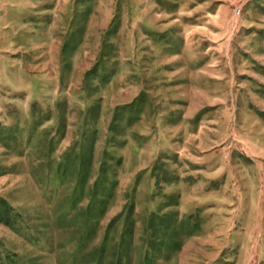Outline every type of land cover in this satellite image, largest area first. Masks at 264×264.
Here are the masks:
<instances>
[{
  "label": "rangeland",
  "instance_id": "obj_1",
  "mask_svg": "<svg viewBox=\"0 0 264 264\" xmlns=\"http://www.w3.org/2000/svg\"><path fill=\"white\" fill-rule=\"evenodd\" d=\"M258 61L264 0H0V264H264Z\"/></svg>",
  "mask_w": 264,
  "mask_h": 264
},
{
  "label": "crops",
  "instance_id": "obj_2",
  "mask_svg": "<svg viewBox=\"0 0 264 264\" xmlns=\"http://www.w3.org/2000/svg\"><path fill=\"white\" fill-rule=\"evenodd\" d=\"M259 62V61H258ZM259 65H260V67L259 68H257V72H264V65H261V63L259 62ZM260 89H262V88H259V90ZM256 90H258V88H256Z\"/></svg>",
  "mask_w": 264,
  "mask_h": 264
}]
</instances>
